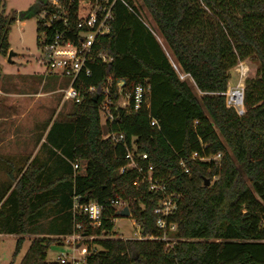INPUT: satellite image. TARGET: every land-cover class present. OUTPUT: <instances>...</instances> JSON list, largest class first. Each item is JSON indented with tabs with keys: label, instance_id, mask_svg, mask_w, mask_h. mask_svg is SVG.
<instances>
[{
	"label": "trees",
	"instance_id": "obj_1",
	"mask_svg": "<svg viewBox=\"0 0 264 264\" xmlns=\"http://www.w3.org/2000/svg\"><path fill=\"white\" fill-rule=\"evenodd\" d=\"M55 1L57 6L52 0H37L31 13L64 10L73 27L91 5L90 0ZM139 1L154 27L148 29L115 1L110 31L93 45V52L107 61L88 63L91 75L74 81L82 100L71 102L65 118L51 121L45 143L52 161L46 171L39 173L30 162L3 194L0 234L18 236L13 257L24 235L53 236L31 238L18 264H58L47 259L48 248L74 233L102 237L92 241L100 250L87 246L84 264H264V0ZM15 20V14H4L0 0V56L9 50L8 32ZM42 21L37 19L38 40ZM62 29L57 22L48 33ZM170 60L193 83L179 79ZM244 60L256 68L253 77L244 80V113L238 115L226 106L223 93L230 70ZM243 65L235 69L238 76L246 72ZM60 78L68 84L69 77ZM121 78L124 91L137 83L148 91L135 112L111 106L114 120L108 123L100 110L102 89L109 79L115 101V81ZM89 86L95 88L91 93ZM152 119L157 126L150 125ZM107 132L122 133L127 142L134 138L156 175L181 194L169 217L176 224L171 234L179 238L171 245L157 239L114 238V196L124 201L142 236L161 237L163 232L152 213L158 195L144 185L137 189L133 171L119 172L125 164L124 148L104 138ZM193 152L221 157L192 161ZM73 163L79 167L76 171ZM73 195L81 203L96 201L104 207L98 227L72 211Z\"/></svg>",
	"mask_w": 264,
	"mask_h": 264
},
{
	"label": "built area",
	"instance_id": "obj_2",
	"mask_svg": "<svg viewBox=\"0 0 264 264\" xmlns=\"http://www.w3.org/2000/svg\"><path fill=\"white\" fill-rule=\"evenodd\" d=\"M90 1L91 5L78 16L73 27H69L66 17L67 12L64 10H61L60 13L47 14L46 12H42L40 14V18L43 19L38 40L42 51L40 63L48 73L59 77H69L68 84L60 90L61 96L63 100L76 104L82 100L81 92L74 86L76 78L79 75H84L86 77L91 75V68L88 65L89 62L97 59H100L102 62L107 61L105 55L93 52V45L98 37H102L109 33V22L113 18L112 7L115 1L121 2L128 12L133 14L148 29H150L142 12L138 8H133L127 0ZM52 3L57 6L55 0H52ZM57 22L62 24L63 29L61 31L55 30L53 33L49 34L48 30ZM179 77L180 79L184 78L181 75ZM242 77L243 76H240L236 85H230L223 93L226 106L233 108L238 115L244 113V81ZM230 81L232 82L233 79ZM94 89V86H89L87 91L91 93ZM147 91L148 86L142 83H137L131 91L123 90L122 93L116 97L115 101H112V91L110 89V80L108 79L102 89L104 99L100 106L104 118L108 123L113 122L114 117L110 109L113 105H115L116 108L119 107L124 109L125 112L130 109H132L133 112L137 111L144 102V97ZM115 93L116 91L114 94ZM150 125L152 127L157 126V123L152 119ZM107 137H111L114 144L120 145L124 148L125 164L119 168V172L133 171L135 173V179L132 184L137 189L144 185L147 191L158 195V201L156 206L152 209V213L156 216V227L163 232L162 236H142L139 232L135 239H157L165 241L171 245L179 238L171 234L175 232L176 224L171 222L169 217L173 211L176 210L177 202L180 199L181 194L172 189H168L166 184L156 175L153 163L149 161L147 153L138 150L134 138L127 142L122 133L113 132H107L104 135V138ZM220 157V153L205 156L193 152L190 155V160L218 161ZM179 166L184 173L189 172V169L183 160H179ZM72 168L76 171L79 167L77 163H73ZM110 206L119 211L126 205L119 196H114L110 200ZM103 210L104 207L96 201L81 203L78 195H73L72 197V211L81 212L86 215L89 224L92 227H98L100 225ZM77 237L83 236L74 233L64 236V239L66 242H69L74 241ZM55 260L58 264H84V259L75 260L73 258L69 260L66 255L63 254L56 255Z\"/></svg>",
	"mask_w": 264,
	"mask_h": 264
},
{
	"label": "rangeland",
	"instance_id": "obj_3",
	"mask_svg": "<svg viewBox=\"0 0 264 264\" xmlns=\"http://www.w3.org/2000/svg\"><path fill=\"white\" fill-rule=\"evenodd\" d=\"M134 4L138 7V9L144 15L147 23L149 26L154 27L150 17L147 13L139 6V0H132ZM37 0H2V9L4 14L7 15H16V20L11 24L9 32H8V43H9V50L8 52H12V54L8 58V52L6 56H0V73L5 75H14V76H27V75H42L44 72V67L40 63V57L42 56V51L40 46H38V33L36 30L37 26V19L40 17L36 16L31 13L33 7H35ZM24 13L25 16L20 17V14ZM243 67L245 68L246 72L243 74V81L246 78L253 77L254 71L256 68V63L244 60L241 61ZM239 62L235 67L230 70L231 79L233 81L230 85L234 86L238 82L240 76L236 74L235 69L238 68ZM17 82V83H16ZM15 85L7 86L6 80L0 79V86L4 89L9 90H23L29 89L31 91H38L42 87V83L39 80L32 79L30 82H27L26 85H23L19 82H25L20 80L19 82L16 81ZM57 88L59 89L56 94V103H59L62 99L60 90L66 86L64 80L58 81ZM58 105V104H57ZM71 102H63L61 108L57 109L55 107L48 108L47 111H42V113L38 112L36 109L31 108L27 114H23L19 112L22 109V105H16V119L20 120L23 123H30L32 126V135L30 138H38L42 137L45 131L49 128V125L53 119H63L71 110ZM20 108V109H19ZM20 114V116H19ZM104 121V120H103ZM20 126V125H19ZM30 128H17L14 132L17 134L16 138L20 139L21 135L31 131ZM38 134V135H37ZM28 138V137H26ZM45 139V137H44ZM19 164H23L24 167L25 163H15V167L17 168ZM51 164V162L49 163ZM4 166V165H3ZM52 165H50L51 167ZM28 167V166H27ZM27 167L23 170V172L27 169ZM22 172V173H23ZM17 174V173H15ZM18 177V176H17ZM7 177L0 176V183H6L7 185L14 186V182L16 181V177L12 178L13 184L9 182ZM19 178V177H18ZM17 178V179H18ZM2 181V182H1ZM5 186V187H6ZM5 192V191H4ZM3 191L0 192V198H2ZM43 221H46L43 220ZM113 230L115 232L114 238L116 239H135V237L139 234V227L134 222V220L130 217H116L114 219V227ZM44 234H27L23 236L24 242L19 253L13 257L14 247L16 238L18 236L15 235H0V264H18L21 257L25 253L29 240L36 236H43ZM46 236V235H44ZM77 237L74 241L66 242L64 237H61L60 245L52 244L47 250V259L54 260L56 255L63 254L66 255L67 259H84L86 248L89 246L91 250H100V246L98 244L93 243L92 241L95 239H101L102 237L98 236H84ZM46 237H53L52 235H48ZM14 258V260H13Z\"/></svg>",
	"mask_w": 264,
	"mask_h": 264
},
{
	"label": "crops",
	"instance_id": "obj_4",
	"mask_svg": "<svg viewBox=\"0 0 264 264\" xmlns=\"http://www.w3.org/2000/svg\"><path fill=\"white\" fill-rule=\"evenodd\" d=\"M155 37L160 42L156 35ZM170 62L173 68L177 71L176 66L171 60ZM177 74L178 77L181 75L184 77L183 79H187L193 83L192 79L188 75L181 74L178 71ZM0 79L6 80V83L8 84L7 86L15 85L17 83L16 81L19 82L20 80L25 81L19 82L23 85H26L27 82H30L32 79L39 80L40 83H42V87L38 91L34 92L29 89H23L19 91L9 90L8 88L4 89L2 86H0V176L7 177L6 179H9V182H11L12 178L14 177H16L17 181V178L21 176L23 170L29 165L30 162H34L39 169L38 172L41 173L42 171H46L49 163L52 161V155L50 154L51 152L49 151L44 139L47 131L44 132L43 138H30L33 134L32 129L30 128L32 124L28 122L23 123L20 118L19 121H14L17 118L15 114L16 105H22L23 108H19V112L20 114L23 113L25 115L31 108H34V110L36 109L40 113H42V111H47L48 108L52 107H55L57 111V109L61 108L63 102H66L67 100L61 99L59 103H56V94L59 90L56 85L58 81H61L62 79L57 75L46 72L45 68L42 75L14 76L0 73ZM230 83L231 82L229 81L227 87L230 86ZM25 127L30 128L31 131L21 135V138L17 139V134L14 131L17 128L21 129ZM16 162L25 163V165L22 167L23 164H19V166L16 168L14 166ZM11 183L13 184V182ZM5 186L6 183H0V192L5 191L3 197H5L12 188L11 185ZM3 199L4 198H0V204ZM0 235L3 236L7 234ZM44 235L48 236L47 234Z\"/></svg>",
	"mask_w": 264,
	"mask_h": 264
},
{
	"label": "water",
	"instance_id": "obj_5",
	"mask_svg": "<svg viewBox=\"0 0 264 264\" xmlns=\"http://www.w3.org/2000/svg\"><path fill=\"white\" fill-rule=\"evenodd\" d=\"M24 13L20 14V17L23 16ZM12 54V52H8V58ZM116 93L114 94V97L116 98L118 95H120L123 91L125 80L124 79H117L116 81ZM204 185L207 186L209 184V180L207 178H204ZM117 215L120 217H130V212L127 206L122 207L119 211H117Z\"/></svg>",
	"mask_w": 264,
	"mask_h": 264
},
{
	"label": "bare ground",
	"instance_id": "obj_6",
	"mask_svg": "<svg viewBox=\"0 0 264 264\" xmlns=\"http://www.w3.org/2000/svg\"><path fill=\"white\" fill-rule=\"evenodd\" d=\"M240 64H242V62H241ZM240 64H239V65H240Z\"/></svg>",
	"mask_w": 264,
	"mask_h": 264
}]
</instances>
